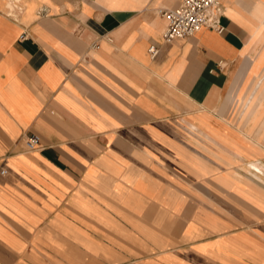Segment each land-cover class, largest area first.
Masks as SVG:
<instances>
[{
    "label": "crops",
    "instance_id": "0c3cea01",
    "mask_svg": "<svg viewBox=\"0 0 264 264\" xmlns=\"http://www.w3.org/2000/svg\"><path fill=\"white\" fill-rule=\"evenodd\" d=\"M219 1L0 0V264H264V0Z\"/></svg>",
    "mask_w": 264,
    "mask_h": 264
},
{
    "label": "built area",
    "instance_id": "2783aa9c",
    "mask_svg": "<svg viewBox=\"0 0 264 264\" xmlns=\"http://www.w3.org/2000/svg\"><path fill=\"white\" fill-rule=\"evenodd\" d=\"M221 13L222 6L219 0H181L178 6L161 11L165 20L162 40L170 42L176 38L189 37L203 27L221 32L223 30L219 21ZM148 51L151 56H155L158 49L151 44ZM24 144L27 150H36L40 146L38 137L34 134L26 135Z\"/></svg>",
    "mask_w": 264,
    "mask_h": 264
},
{
    "label": "rangeland",
    "instance_id": "374dc122",
    "mask_svg": "<svg viewBox=\"0 0 264 264\" xmlns=\"http://www.w3.org/2000/svg\"><path fill=\"white\" fill-rule=\"evenodd\" d=\"M261 88V86H259ZM257 170V169H256ZM258 171V170H257Z\"/></svg>",
    "mask_w": 264,
    "mask_h": 264
},
{
    "label": "bare ground",
    "instance_id": "6f19581e",
    "mask_svg": "<svg viewBox=\"0 0 264 264\" xmlns=\"http://www.w3.org/2000/svg\"><path fill=\"white\" fill-rule=\"evenodd\" d=\"M40 139V138H39ZM258 170V169H257Z\"/></svg>",
    "mask_w": 264,
    "mask_h": 264
}]
</instances>
